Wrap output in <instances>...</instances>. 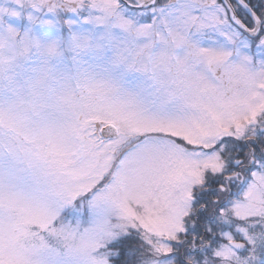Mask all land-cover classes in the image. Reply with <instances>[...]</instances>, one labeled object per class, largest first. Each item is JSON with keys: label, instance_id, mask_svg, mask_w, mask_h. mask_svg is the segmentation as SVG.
<instances>
[{"label": "snow or ice", "instance_id": "1", "mask_svg": "<svg viewBox=\"0 0 264 264\" xmlns=\"http://www.w3.org/2000/svg\"><path fill=\"white\" fill-rule=\"evenodd\" d=\"M0 264H264V0H0Z\"/></svg>", "mask_w": 264, "mask_h": 264}]
</instances>
